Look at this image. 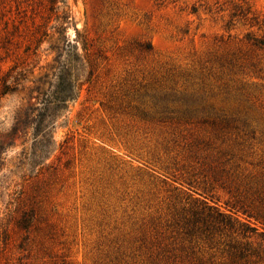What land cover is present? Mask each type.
<instances>
[{"label": "rangeland", "instance_id": "rangeland-1", "mask_svg": "<svg viewBox=\"0 0 264 264\" xmlns=\"http://www.w3.org/2000/svg\"><path fill=\"white\" fill-rule=\"evenodd\" d=\"M63 1L60 35L0 0V264H264V0ZM60 58L80 90L37 158Z\"/></svg>", "mask_w": 264, "mask_h": 264}, {"label": "trees", "instance_id": "trees-1", "mask_svg": "<svg viewBox=\"0 0 264 264\" xmlns=\"http://www.w3.org/2000/svg\"><path fill=\"white\" fill-rule=\"evenodd\" d=\"M60 2L65 3L63 0H52V9L56 11L55 19L58 22V25L53 26V28L57 29L60 35H63V33L67 32L72 17L66 8H63L60 13L61 6L57 5ZM65 42L66 45L60 48L61 52L68 47L74 50L77 49L71 41L66 40ZM75 53L77 57H80L77 50H75ZM60 59L58 66H52L49 73L44 74L37 80L40 83L42 78H48L49 88H40L38 90V95L34 96L37 101L32 105L28 113L30 123L28 128L30 127L32 130L31 135L35 144L37 158H45L55 145V130L59 120L64 116L69 103L77 98L80 90V74L78 72L83 63L72 64L68 59ZM36 87H39V84ZM19 130L20 125L17 121L13 127V137L18 135Z\"/></svg>", "mask_w": 264, "mask_h": 264}]
</instances>
